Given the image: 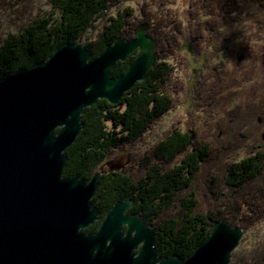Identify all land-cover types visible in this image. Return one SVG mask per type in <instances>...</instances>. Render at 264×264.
<instances>
[{
    "label": "trees",
    "instance_id": "obj_1",
    "mask_svg": "<svg viewBox=\"0 0 264 264\" xmlns=\"http://www.w3.org/2000/svg\"><path fill=\"white\" fill-rule=\"evenodd\" d=\"M207 1L210 20L203 29L208 34L224 25L229 27L232 34V24L228 19L232 9H236L238 20L242 18L241 15L250 16L257 12L264 17V0ZM120 2L51 0L56 19L51 15L43 22H34L30 28L24 29L21 36L6 39L0 49L2 79L19 69L44 63L63 44L82 42L97 19L109 15L112 8H116L117 13L108 18V23L96 39L85 43L91 52V60L96 59L115 40L135 38L136 29L143 25H146L147 35L157 43V62L143 81L136 83L116 105L98 100L93 107L86 109L81 117L83 129L64 153L65 178L77 175L89 182L99 173L98 168L107 156L116 150H130L132 159L135 145L177 105L182 87L175 79V61L183 63L178 52L185 41L183 30L173 21L168 30L159 32L156 18L151 12L145 14L146 21L143 22L134 18L130 8L120 11ZM200 31L201 28L194 30L195 33ZM200 35L199 45L204 43L201 41L203 34ZM229 38L225 37L224 43ZM260 49L261 56L257 57L260 71L255 85L261 84L251 93L252 98L256 99L253 103L249 102L254 106L252 111L250 106L247 109L253 122H242L235 136L227 135L224 143H220L223 146L218 149L211 142L200 139L191 128L183 130L175 127L155 144L149 157H143L144 163L138 165L141 174L136 175L125 169L105 170L91 200L92 208L99 212V219L85 229L86 234L95 233L112 207L126 199L133 202L128 213L140 215L147 220L149 228H156L154 247L160 257L176 255L185 259L209 238L216 222L228 221L244 233L264 222V125H261L264 122V44ZM134 59L130 56L126 61L118 62L111 76L122 75ZM260 117L262 123L258 122ZM245 126L263 133L240 162L224 165L226 154L239 147ZM211 162L216 167L209 184L216 204L205 211L199 207L193 185L203 167ZM242 264H264V242L257 244Z\"/></svg>",
    "mask_w": 264,
    "mask_h": 264
},
{
    "label": "water",
    "instance_id": "obj_2",
    "mask_svg": "<svg viewBox=\"0 0 264 264\" xmlns=\"http://www.w3.org/2000/svg\"><path fill=\"white\" fill-rule=\"evenodd\" d=\"M145 27L117 39L94 60L85 44H64L44 63L0 79V264H229L243 230L222 220L191 255L160 257L156 228L117 202L99 219L91 200L100 174L86 183L63 177L64 155L98 100L118 104L146 78L158 55ZM136 58L112 77L118 62ZM125 228V230H124Z\"/></svg>",
    "mask_w": 264,
    "mask_h": 264
},
{
    "label": "rangeland",
    "instance_id": "obj_3",
    "mask_svg": "<svg viewBox=\"0 0 264 264\" xmlns=\"http://www.w3.org/2000/svg\"><path fill=\"white\" fill-rule=\"evenodd\" d=\"M120 3V11L130 8L134 12V18L143 22L146 21L145 14L151 12L156 18L159 32L168 30L173 21L183 30L185 41L178 52L184 64L175 61V79L182 88L178 93L177 105L135 145L132 159L130 150H116L107 156L96 174L101 176L105 170L111 172L122 169L136 175L141 174L138 165L144 163L143 157H149L155 144L175 127L183 130L186 127L191 128L198 133L200 139L211 142L218 149L223 146L227 135L235 136L242 122H253L247 109L250 106L252 111V103L256 99L252 98L251 93L261 84L255 85L260 71V48L264 44L262 14L257 12L250 16L241 15L242 18L238 20L236 9H232L228 18L232 24V34L225 25L208 34L203 29L210 20L207 0H121ZM116 13V8H112L109 15L97 19L80 43L85 44L96 39L108 23V18ZM51 15L53 19L57 18L51 0H0V49L6 39L21 36L24 29L30 28L34 22H43ZM140 27L146 28V25ZM196 28H201V31L195 33ZM200 33L203 34L201 41H204L201 45L198 44ZM225 37L230 38L224 43ZM223 43L224 47L221 48ZM131 57L136 58V54ZM258 122L262 123L261 117ZM261 133L263 132L258 133L245 126L239 147L226 154L223 164L240 162ZM215 167L212 162L203 167L193 185L199 207L205 211L211 210L216 204L209 184ZM142 173L145 174L144 171ZM263 242L264 222L243 234L238 246L231 253L229 264H242L257 244Z\"/></svg>",
    "mask_w": 264,
    "mask_h": 264
},
{
    "label": "flooded vegetation",
    "instance_id": "obj_4",
    "mask_svg": "<svg viewBox=\"0 0 264 264\" xmlns=\"http://www.w3.org/2000/svg\"><path fill=\"white\" fill-rule=\"evenodd\" d=\"M136 54V53H135ZM137 55V54H136Z\"/></svg>",
    "mask_w": 264,
    "mask_h": 264
}]
</instances>
